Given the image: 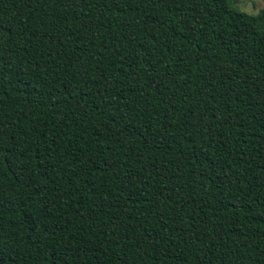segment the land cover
<instances>
[{"label":"trees","instance_id":"1","mask_svg":"<svg viewBox=\"0 0 264 264\" xmlns=\"http://www.w3.org/2000/svg\"><path fill=\"white\" fill-rule=\"evenodd\" d=\"M0 264H264V5L0 0Z\"/></svg>","mask_w":264,"mask_h":264},{"label":"rangeland","instance_id":"2","mask_svg":"<svg viewBox=\"0 0 264 264\" xmlns=\"http://www.w3.org/2000/svg\"><path fill=\"white\" fill-rule=\"evenodd\" d=\"M230 6L248 13V14H256L257 11L263 7L264 0H229Z\"/></svg>","mask_w":264,"mask_h":264}]
</instances>
